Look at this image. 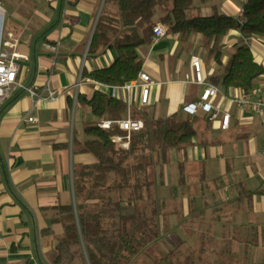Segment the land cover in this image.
Listing matches in <instances>:
<instances>
[{
	"label": "crops",
	"instance_id": "1",
	"mask_svg": "<svg viewBox=\"0 0 264 264\" xmlns=\"http://www.w3.org/2000/svg\"><path fill=\"white\" fill-rule=\"evenodd\" d=\"M244 2L194 0L190 14L200 10L201 16L217 12L237 18ZM0 3L15 20L8 36L16 45L10 51L24 55L17 62L26 64L23 69L19 65L21 86L0 101V264H51L52 252L63 234L57 207L72 205L75 209L74 166L96 162L91 153L74 146L88 138L85 123L97 121L90 107L77 101V94L89 99L99 90L125 102L123 118L132 110H144L154 118L176 112L189 118L182 107L197 101L203 88L194 81L191 57L199 58L205 83H211L209 76L217 65L205 57L203 48L200 52L195 49L201 46L199 34L181 42L177 34L166 30L162 37L146 39L141 71L149 75L152 84L147 103L141 104L138 86L126 90L81 76L83 69L106 68L117 57L114 49L87 54L98 17L104 8L114 12V4L105 0ZM160 15H155L154 24L160 22ZM239 36V31L232 30L222 43L229 48ZM249 45L259 60L264 55L263 45L257 40ZM256 86L264 95V74ZM217 87L219 93L212 103L222 110L229 108L228 98L238 89ZM48 91L54 93V100L46 99ZM230 115L227 129L220 128L219 120L190 117L196 135L185 150H170L166 161L156 166V198L166 202V187L182 186V200L172 201H180L182 206L172 207L170 218L183 213L196 222L191 226L196 234L223 236L215 249L225 253L220 260L205 264H264V155L260 153L264 114L230 107ZM25 116L37 120L28 121ZM194 163L203 167L192 171ZM178 166L184 172L183 185L178 184ZM177 224L172 227L180 228ZM228 251L236 255L229 258Z\"/></svg>",
	"mask_w": 264,
	"mask_h": 264
},
{
	"label": "trees",
	"instance_id": "2",
	"mask_svg": "<svg viewBox=\"0 0 264 264\" xmlns=\"http://www.w3.org/2000/svg\"><path fill=\"white\" fill-rule=\"evenodd\" d=\"M194 0H105L116 10L104 8L97 19L88 55L114 49L115 61L106 68L82 70L81 76L95 82L122 86L137 78L143 60L141 51L152 35L154 17L181 42L193 35L202 37L205 57L216 70L209 81L224 90H249L264 74L261 65L244 41L254 39L264 48V0H245L241 19L217 12L209 16L191 15ZM205 2L207 0H201ZM237 30L243 39L227 48L222 38ZM77 101L88 105L97 121L85 123L88 136L74 146L91 153L96 162L73 169L75 209L58 206L63 234L50 258L51 264H205L220 260L215 246L221 234H196L195 221L181 219V232L172 234L170 214L173 206L156 198V166L166 161L170 150H185L196 135L193 121L177 112L166 118L148 117L144 110H132L130 117L143 126L131 132L129 146L119 147L111 135L124 134L115 123L100 128L99 121L122 119L125 102L95 90L87 99L78 93ZM196 119L197 117H192ZM179 184L184 180L178 166ZM189 222V224H187ZM229 253V258L235 256Z\"/></svg>",
	"mask_w": 264,
	"mask_h": 264
},
{
	"label": "built area",
	"instance_id": "3",
	"mask_svg": "<svg viewBox=\"0 0 264 264\" xmlns=\"http://www.w3.org/2000/svg\"><path fill=\"white\" fill-rule=\"evenodd\" d=\"M241 10L238 13L237 18L241 19ZM5 8L0 3V101L7 99L13 92V90L21 86L18 80L19 64L18 59L24 58V55L16 52V43L10 39L4 40V24H5ZM166 34V26L157 22L152 27V35L147 39H157ZM249 45V44H248ZM250 46V45H249ZM259 62L264 66V55L259 56ZM191 66L194 73V81L198 85H202L203 88L200 92L199 99L195 102H190L182 107L189 117H200L209 121L219 120L220 128L227 129L230 122V107H235L240 111L250 110L260 116L264 114V95L261 93L259 87L255 86L249 90H238L232 96H229V108L221 109L212 103V100L218 95V87L212 83H205L204 77L201 71L200 60L196 56L191 57ZM101 85V83L95 82ZM152 80L145 72L140 71L137 78L125 83L122 87L126 90H130L133 86L140 87V103H147L148 90ZM31 95H36L35 92L29 91ZM40 97V96H39ZM48 100H54L55 95L52 91H48L46 97ZM28 121H36L37 118L33 116H25ZM112 123H115L120 131L124 134H113L111 139L121 148H127L129 146L131 132L137 131L142 128L143 122L138 119H134L130 116L118 119L115 121L106 120L98 123L100 128H109ZM264 124V119H262ZM260 153L264 155V130H263V145L260 149Z\"/></svg>",
	"mask_w": 264,
	"mask_h": 264
},
{
	"label": "rangeland",
	"instance_id": "4",
	"mask_svg": "<svg viewBox=\"0 0 264 264\" xmlns=\"http://www.w3.org/2000/svg\"><path fill=\"white\" fill-rule=\"evenodd\" d=\"M12 12L8 9L7 11H6V14H5V24H4V40H8V39H11V37H9L8 36V34H9V32L13 29V27H14V17L12 16V14H11ZM195 15H203V12L202 11H200L199 10V12H197ZM36 18H38V15H36L35 16ZM241 39H243L241 36H239L238 38H237V41H239V40H241ZM252 40H254V39H251V38H249V39H245L244 41L247 43V44H250L251 42H252ZM195 49H197V51L198 52H200V50H202V46H197V47H195ZM18 64L20 65V68L21 69H23L25 66H26V64H25V62L24 61H19L18 62ZM263 129H264V127H262V132H263ZM258 138V137H257ZM240 157H243L242 155H240ZM243 160H247L246 158L244 159V158H242ZM205 164V166L207 167L209 164L208 163H204ZM191 170L193 171L194 169L195 170H200L202 167H203V165L202 164H200V163H194V164H191ZM177 168V167H176ZM177 172H178V178H179V174H180V172H179V170L177 169ZM208 175V174H207ZM177 178V179H178ZM207 179H208V176H207ZM180 182H179V179H178V184H179ZM182 187V186H181ZM181 187H177V188H174L173 186L172 187H166V190H167V199H166V205L167 206H178V207H180V206H182V204L180 203V201H178V203L176 202V203H174V202H172L173 200H182V195H183V193H181L182 191H184V189L183 188H181ZM175 189V190H174ZM171 197H173V198H171ZM173 215V213H171L170 214V217ZM175 216H177V218H170V223H171V230H172V234H174V233H180L181 232V229H184V228H182L186 223V221H184L183 222V224H182V221H180L181 219H182V217L183 218H185V216L183 215V213H175ZM186 219V218H185ZM175 223H178L179 224V226H178V224H177V226L178 227H180V228H173L172 226L173 225H175ZM187 224H189V222L187 223ZM175 229V230H174ZM190 229L191 230H193L191 227H190ZM184 231H185V229H184ZM72 264H81V262L78 260V259H74L73 260V263Z\"/></svg>",
	"mask_w": 264,
	"mask_h": 264
}]
</instances>
